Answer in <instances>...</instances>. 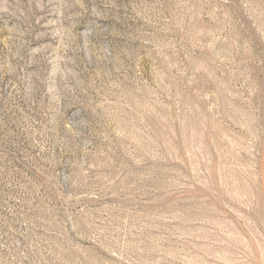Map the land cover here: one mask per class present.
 Returning a JSON list of instances; mask_svg holds the SVG:
<instances>
[{"label":"rangeland","instance_id":"1","mask_svg":"<svg viewBox=\"0 0 264 264\" xmlns=\"http://www.w3.org/2000/svg\"><path fill=\"white\" fill-rule=\"evenodd\" d=\"M0 264H264V0H0Z\"/></svg>","mask_w":264,"mask_h":264}]
</instances>
